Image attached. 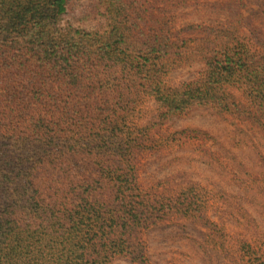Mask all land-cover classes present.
<instances>
[{
  "label": "trees",
  "instance_id": "trees-1",
  "mask_svg": "<svg viewBox=\"0 0 264 264\" xmlns=\"http://www.w3.org/2000/svg\"><path fill=\"white\" fill-rule=\"evenodd\" d=\"M77 1L0 0V264H151L143 237L167 223L208 264H264L260 233L210 218L204 187L141 182L146 157L197 136L166 124L202 109L258 154L264 203L245 133L264 144V0L206 1L211 24H181L191 0H99L93 31L65 22Z\"/></svg>",
  "mask_w": 264,
  "mask_h": 264
},
{
  "label": "rangeland",
  "instance_id": "rangeland-1",
  "mask_svg": "<svg viewBox=\"0 0 264 264\" xmlns=\"http://www.w3.org/2000/svg\"><path fill=\"white\" fill-rule=\"evenodd\" d=\"M206 1L213 2H187L188 7L184 11L187 17H182L181 24L197 23V16H201L207 24L213 23L216 17L199 13L207 9ZM100 12L99 0H78L65 22L88 31L101 29L103 21ZM195 72V67L178 69L168 75V82L180 84L191 79ZM150 104L147 101L145 106L148 108ZM165 128L169 131L196 130L198 137H190L188 141L146 157L141 173L143 186L148 188L157 182L162 185L186 181L198 183L211 193L212 199L207 204L210 218L221 219L231 235L238 234L248 226L249 230L255 228L264 240V203L253 185L259 174L258 154L247 147L241 131L235 129L227 119L217 118L202 109H194L172 119ZM245 133L255 139L264 156V144L259 135L246 130ZM250 219L253 222L248 223ZM167 224L143 237L146 258L151 264H208L191 241L197 237L189 228L184 230Z\"/></svg>",
  "mask_w": 264,
  "mask_h": 264
}]
</instances>
